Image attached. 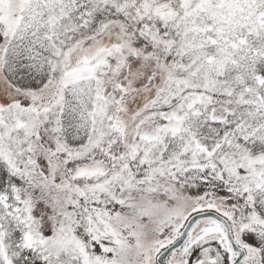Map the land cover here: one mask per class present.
Masks as SVG:
<instances>
[{"label": "snow or ice", "instance_id": "snow-or-ice-1", "mask_svg": "<svg viewBox=\"0 0 264 264\" xmlns=\"http://www.w3.org/2000/svg\"><path fill=\"white\" fill-rule=\"evenodd\" d=\"M0 264H264V0H0Z\"/></svg>", "mask_w": 264, "mask_h": 264}]
</instances>
